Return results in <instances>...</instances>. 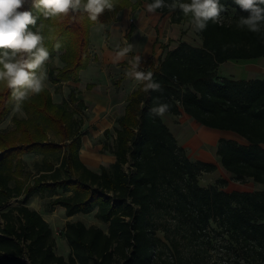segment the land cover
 Returning a JSON list of instances; mask_svg holds the SVG:
<instances>
[{"label":"trees","instance_id":"obj_1","mask_svg":"<svg viewBox=\"0 0 264 264\" xmlns=\"http://www.w3.org/2000/svg\"><path fill=\"white\" fill-rule=\"evenodd\" d=\"M141 2L116 0L115 11ZM220 3L228 8L223 23L210 21L203 32L195 31L200 47L181 41L157 66L143 69L153 73L163 90L144 92L138 83L115 120L111 144L112 130H104L102 149L114 157L109 166L101 165L96 172L80 160L82 120L75 118L69 103H76L79 111L84 105L74 90L68 99L54 102L45 87L24 102L27 117L13 118L15 135L0 131V264H27L25 259L29 264H154L165 243L178 254L187 253L180 264H264V189L225 191L223 178L201 185L200 175L213 172L216 165L191 160L163 118L149 113L158 98L170 106L165 114L184 112L204 127L237 134L244 142L219 138L221 166L237 182L264 184V79L221 78L217 72L228 60L264 57V32L238 28L239 17L248 13L233 0ZM22 10L36 14L31 0ZM157 11L170 12L173 23H189L179 9ZM109 14L106 10L97 22L106 23ZM41 22L50 58L58 54L63 63L47 70V79L78 81L89 61L88 34L96 22L79 14L41 18L37 26ZM57 41L59 50L54 48ZM13 105L10 90L0 86V122ZM50 130L59 141L49 138ZM24 153L41 156L28 171V180L18 177L25 169L19 160ZM33 193H46L48 206L64 207L67 216L95 211L106 229L67 221L63 236L70 252L67 259L57 255L48 223L26 205ZM21 195L20 204L7 205Z\"/></svg>","mask_w":264,"mask_h":264},{"label":"crops","instance_id":"obj_2","mask_svg":"<svg viewBox=\"0 0 264 264\" xmlns=\"http://www.w3.org/2000/svg\"><path fill=\"white\" fill-rule=\"evenodd\" d=\"M130 1L134 2V0ZM147 4H149V1L143 0L136 8L126 6L110 13L109 19L106 23H103V27L98 22L93 24L88 34L89 61L87 67L79 72L78 81H66L70 88L74 90L77 100L83 102V111L91 119L89 123L93 125L88 128L89 132L81 137L79 156L80 160L89 169L96 172L100 170L101 165L109 166L114 161V157L108 151H101L102 143L94 144L92 140L95 141L96 134L115 126L116 118L124 113L127 99L138 85L137 82L126 75L129 69V60L134 56H141L142 69L146 70L151 65L157 66L165 53L174 49L181 41H186L197 47L201 46V39L198 35L196 42L191 41L188 37L189 32L191 33V29L188 30L187 26L189 23H173L170 19V12L156 11L155 13H148L146 10ZM128 44L133 45L132 51L123 60L114 63L115 51L118 47L122 48ZM221 67H224L226 73L221 71ZM229 67H233L234 71L229 72L227 70ZM217 72L221 78L264 79V57L251 60H228L218 66ZM45 83L54 102H62L65 99L64 95L54 93L56 86L59 83H64V81L53 83L47 79ZM162 118L174 134L177 142L185 149H187L189 140L182 141L178 135L179 129L182 128L180 126L182 120L194 127L198 133L201 132L204 135L203 138H196V149L193 152L186 151L187 156L191 160L214 163L216 169L213 172H207L209 176L217 173L216 175L222 176L221 178L226 179L230 184L231 175L221 166L219 157L216 155L217 143L220 137L233 138L240 142H244L243 138L230 131L201 127L199 123L184 112L179 115L165 114ZM176 122L179 123L175 124ZM94 131L98 133L95 134ZM34 155L39 157V155ZM246 182L252 183L254 189H234L241 191L264 189V184L254 182L251 179ZM234 189H225V191ZM61 194L62 191L58 190V195ZM55 196L57 195L53 197ZM49 200L50 197L46 193H33L26 205L36 210L48 223L51 229V237L55 241L54 252L67 259L70 247L63 236L66 222L81 220L86 226H100L99 221L94 217L95 211L89 214L77 213L67 216L64 207L60 205L48 206ZM21 201L22 195L16 199H11L7 205L14 206L20 204ZM79 215H92L94 222L87 224ZM2 225L3 219L0 217V226Z\"/></svg>","mask_w":264,"mask_h":264},{"label":"clouds","instance_id":"obj_3","mask_svg":"<svg viewBox=\"0 0 264 264\" xmlns=\"http://www.w3.org/2000/svg\"><path fill=\"white\" fill-rule=\"evenodd\" d=\"M234 4L247 16H240L237 27L247 29L252 33L264 32V0H233ZM28 0H0V86L10 90V99L14 110L22 112L25 101L33 95L41 94L46 87L47 62L51 52L46 47V37L43 34L44 24L37 26V21L59 20L72 15H86L91 22L99 21L105 11L114 12L116 0H31L33 11L22 10ZM167 7L170 10L179 9L183 16L189 18V24L197 32L206 30L208 23L222 24V14L228 8L220 0H152L146 5L148 13ZM235 11V9L233 10ZM119 14V13H117ZM103 27V24H101ZM35 29L33 31L32 29ZM55 50L61 48L57 41ZM133 45L118 47L113 62L123 60L132 51ZM142 57L137 55L129 60L126 75L143 85L144 92H162V86L153 79L151 71L142 69ZM167 103L154 101L149 109L150 115L163 117L169 111Z\"/></svg>","mask_w":264,"mask_h":264},{"label":"rangeland","instance_id":"obj_4","mask_svg":"<svg viewBox=\"0 0 264 264\" xmlns=\"http://www.w3.org/2000/svg\"><path fill=\"white\" fill-rule=\"evenodd\" d=\"M131 3H133V2H131ZM232 12H233V10H232ZM110 13H113V12H110ZM187 26H188V30L191 29V33L189 32L188 37L190 38L191 41L196 42L198 36L195 33V30L192 28V26L190 24H188ZM61 66H63V63L60 61L58 54H56L53 58H50L49 61L47 62V65H46L47 70H56L57 68H60ZM223 68L224 67H221V71H225V73H226V70ZM227 70L229 72H232V71H234V68L229 67ZM71 90L72 89L70 88V85H68V83H66V81H64V83H59V85L56 86V90L54 91V93H56V94L58 93V95L62 94V96L64 95L63 97H65V99L64 98L63 99L66 100V99H68L69 92ZM69 108L71 110L75 111V115H74L75 118H77V119L81 118V120H82V125L80 127L82 135L88 133L89 132L88 128H90L92 125V123H89V122H91V119L89 118V116L87 114H85L83 109L80 111L77 110L76 109L77 108L76 103H69ZM25 117H27L25 111L22 110V112H17L14 110V105H13L12 109L7 114V117H5V119L2 122H0V131L13 135L15 132V123H14L13 118L20 119V118H25ZM177 118H179V117H177ZM178 123L179 122H176L175 124H178ZM87 125H88V127H87ZM180 126L182 128L179 129V134H178L179 138H181L182 141L189 140L188 145L186 147L187 149H185V150L189 151V152L195 151V149H196V143H195L196 138L197 137L203 138L204 135L201 132L198 133L194 127H191L188 123L187 124L184 123L183 120H182V123ZM200 126L203 127L202 125H200ZM113 128H114V126L110 129L112 130ZM103 132L104 131H102L101 133H98L97 131H94L95 134L98 133L94 137L95 141L92 140V142L94 144L102 143V146H103V142L105 141V136H104ZM48 135H49V138L51 140H54V141L60 140V136L56 135L52 130L48 131ZM113 138H114V133L112 130V133L108 139L110 144H111V142H113ZM102 148H101L102 152H107V151L103 150ZM206 149H209V148H206ZM19 158H20L19 160H24L23 164L25 165L26 168L23 170L21 175L18 177H20L21 180H26V179L28 180V178H27L28 171L31 169L34 162L40 161L41 157H40V155H39V157H36L34 154L26 153L24 156L22 155V157L20 155ZM17 174L19 175V173H17ZM216 174L209 176V173H202L199 177V183L201 185H205V186H208L210 184H215L217 182V180L221 179V177H222V176H218ZM218 185L221 186V184H219V183H218ZM221 188H223L224 190L225 189L226 190L227 189H234V188H237V189H254V186L252 185V183H249V182L240 183V182H237V181L231 179L230 184H229V182H227L225 185L221 186ZM79 216L81 218H83V220L87 224L94 222V217L92 215H85V216L79 215ZM99 225L102 228L106 229L105 224H102L99 222ZM165 244H166V246H162V247H164V253L160 257H155V263L154 264H180L179 263L180 259L182 261H185L186 257H188L187 253L184 250L182 251V253L178 254L172 247L170 248L169 245L167 246V243H165Z\"/></svg>","mask_w":264,"mask_h":264},{"label":"built area","instance_id":"obj_5","mask_svg":"<svg viewBox=\"0 0 264 264\" xmlns=\"http://www.w3.org/2000/svg\"><path fill=\"white\" fill-rule=\"evenodd\" d=\"M166 4H168V3L166 2ZM25 262H26L27 264H29L28 260H26V259H25Z\"/></svg>","mask_w":264,"mask_h":264}]
</instances>
